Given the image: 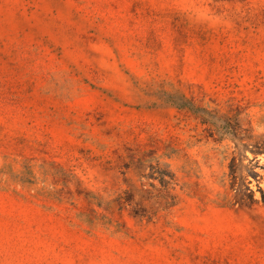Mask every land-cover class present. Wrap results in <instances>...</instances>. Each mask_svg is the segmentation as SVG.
Here are the masks:
<instances>
[{
  "label": "rangeland",
  "instance_id": "obj_1",
  "mask_svg": "<svg viewBox=\"0 0 264 264\" xmlns=\"http://www.w3.org/2000/svg\"><path fill=\"white\" fill-rule=\"evenodd\" d=\"M0 264H264V0H0Z\"/></svg>",
  "mask_w": 264,
  "mask_h": 264
}]
</instances>
